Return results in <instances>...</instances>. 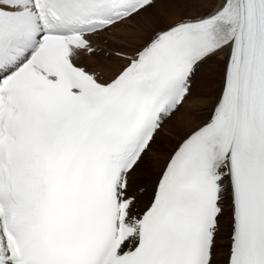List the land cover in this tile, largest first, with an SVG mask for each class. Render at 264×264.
<instances>
[{"label":"snow or ice","instance_id":"obj_1","mask_svg":"<svg viewBox=\"0 0 264 264\" xmlns=\"http://www.w3.org/2000/svg\"><path fill=\"white\" fill-rule=\"evenodd\" d=\"M0 264H264V0H0Z\"/></svg>","mask_w":264,"mask_h":264},{"label":"rangeland","instance_id":"obj_2","mask_svg":"<svg viewBox=\"0 0 264 264\" xmlns=\"http://www.w3.org/2000/svg\"><path fill=\"white\" fill-rule=\"evenodd\" d=\"M216 86L215 85H207V84H204L200 87L199 89V94L201 97H206V99H202L201 101H206V100H213V102L209 103V106L207 107L206 111L207 113L210 111V109L212 108V105L214 103V99H215V96H216ZM201 101H198V102H201ZM197 102V103H198Z\"/></svg>","mask_w":264,"mask_h":264},{"label":"bare ground","instance_id":"obj_3","mask_svg":"<svg viewBox=\"0 0 264 264\" xmlns=\"http://www.w3.org/2000/svg\"><path fill=\"white\" fill-rule=\"evenodd\" d=\"M84 62L85 63H90V60L89 58L85 57L84 58ZM213 102V100H204V101H201V102H198L194 105V111H197V112H204V113H207L206 109L207 107L209 106V103Z\"/></svg>","mask_w":264,"mask_h":264}]
</instances>
